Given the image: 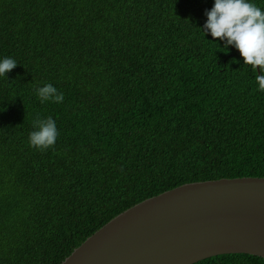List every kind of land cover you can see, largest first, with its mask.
Returning a JSON list of instances; mask_svg holds the SVG:
<instances>
[{
	"label": "trees",
	"instance_id": "1",
	"mask_svg": "<svg viewBox=\"0 0 264 264\" xmlns=\"http://www.w3.org/2000/svg\"><path fill=\"white\" fill-rule=\"evenodd\" d=\"M264 10V0H251ZM214 0H0V264H61L185 183L264 177V91L202 32ZM51 83L62 103H41ZM51 116L54 147L29 146ZM194 264H264L247 253Z\"/></svg>",
	"mask_w": 264,
	"mask_h": 264
},
{
	"label": "water",
	"instance_id": "2",
	"mask_svg": "<svg viewBox=\"0 0 264 264\" xmlns=\"http://www.w3.org/2000/svg\"><path fill=\"white\" fill-rule=\"evenodd\" d=\"M230 253L264 257V177L185 183L149 197L61 264H194Z\"/></svg>",
	"mask_w": 264,
	"mask_h": 264
},
{
	"label": "clouds",
	"instance_id": "3",
	"mask_svg": "<svg viewBox=\"0 0 264 264\" xmlns=\"http://www.w3.org/2000/svg\"><path fill=\"white\" fill-rule=\"evenodd\" d=\"M207 20L201 29L205 34L223 40L224 48L229 45L239 50L244 59V65L251 67L255 74L257 66L264 73V10L251 0H214L210 10H205ZM17 61L11 57L0 60V76H5L17 66ZM258 90L264 91V75L255 74ZM41 103L51 101L62 103L64 94L51 83L35 89ZM35 130L29 133V146L38 150H47L55 146L60 133L55 120L49 116L33 121Z\"/></svg>",
	"mask_w": 264,
	"mask_h": 264
}]
</instances>
